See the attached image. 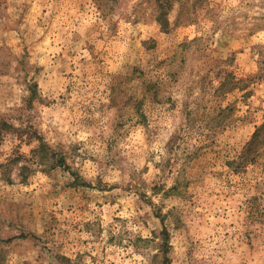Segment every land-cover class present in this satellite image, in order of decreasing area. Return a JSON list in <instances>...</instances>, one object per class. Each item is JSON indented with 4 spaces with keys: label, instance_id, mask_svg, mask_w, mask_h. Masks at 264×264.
<instances>
[{
    "label": "rangeland",
    "instance_id": "obj_1",
    "mask_svg": "<svg viewBox=\"0 0 264 264\" xmlns=\"http://www.w3.org/2000/svg\"><path fill=\"white\" fill-rule=\"evenodd\" d=\"M0 264H264V0H0Z\"/></svg>",
    "mask_w": 264,
    "mask_h": 264
},
{
    "label": "trees",
    "instance_id": "obj_2",
    "mask_svg": "<svg viewBox=\"0 0 264 264\" xmlns=\"http://www.w3.org/2000/svg\"><path fill=\"white\" fill-rule=\"evenodd\" d=\"M258 136H259V135H256L254 140H256V138H258ZM254 140H253V141H254ZM253 144H254V143H253ZM249 146H251V145H249Z\"/></svg>",
    "mask_w": 264,
    "mask_h": 264
}]
</instances>
